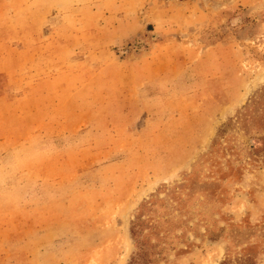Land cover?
Listing matches in <instances>:
<instances>
[{
    "label": "rangeland",
    "instance_id": "374dc122",
    "mask_svg": "<svg viewBox=\"0 0 264 264\" xmlns=\"http://www.w3.org/2000/svg\"><path fill=\"white\" fill-rule=\"evenodd\" d=\"M35 2L0 0V264H264V0Z\"/></svg>",
    "mask_w": 264,
    "mask_h": 264
},
{
    "label": "crops",
    "instance_id": "0c3cea01",
    "mask_svg": "<svg viewBox=\"0 0 264 264\" xmlns=\"http://www.w3.org/2000/svg\"><path fill=\"white\" fill-rule=\"evenodd\" d=\"M30 1L31 2H35L36 1L35 3H37V2H44L46 0H25V3H27V2L29 3Z\"/></svg>",
    "mask_w": 264,
    "mask_h": 264
},
{
    "label": "trees",
    "instance_id": "16d2710c",
    "mask_svg": "<svg viewBox=\"0 0 264 264\" xmlns=\"http://www.w3.org/2000/svg\"><path fill=\"white\" fill-rule=\"evenodd\" d=\"M131 235L134 236V232L131 230ZM141 246V244H138V247Z\"/></svg>",
    "mask_w": 264,
    "mask_h": 264
}]
</instances>
